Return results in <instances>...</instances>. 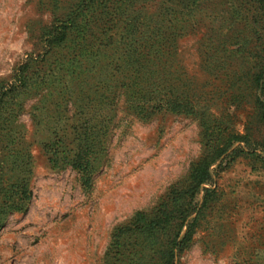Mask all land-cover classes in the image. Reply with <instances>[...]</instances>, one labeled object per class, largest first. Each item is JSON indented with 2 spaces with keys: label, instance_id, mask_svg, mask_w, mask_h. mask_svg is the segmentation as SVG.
<instances>
[{
  "label": "rangeland",
  "instance_id": "374dc122",
  "mask_svg": "<svg viewBox=\"0 0 264 264\" xmlns=\"http://www.w3.org/2000/svg\"><path fill=\"white\" fill-rule=\"evenodd\" d=\"M185 5L0 0V264H264V9Z\"/></svg>",
  "mask_w": 264,
  "mask_h": 264
},
{
  "label": "trees",
  "instance_id": "16d2710c",
  "mask_svg": "<svg viewBox=\"0 0 264 264\" xmlns=\"http://www.w3.org/2000/svg\"><path fill=\"white\" fill-rule=\"evenodd\" d=\"M171 1H177V2H179V3H181V2H185L186 3V5H185V7H187L188 5H191V4H193L196 0H171ZM252 1H256L258 4H260V9H264V2H262V0H252ZM146 48V47H145ZM144 48V49H145ZM150 54H152V50L151 49H146V51L144 52V55L146 56V57H149L150 56ZM143 68V67H142ZM155 84V82L153 81L152 82V85H154ZM262 86H263V89H264V80L262 79ZM264 94V93H263ZM196 171H198V170H196ZM204 182H207V177L205 176V177H203V178H201L198 182H197V184H201V183H204Z\"/></svg>",
  "mask_w": 264,
  "mask_h": 264
}]
</instances>
